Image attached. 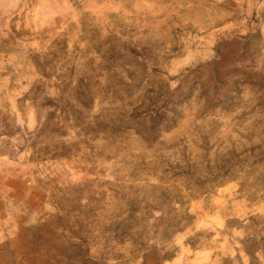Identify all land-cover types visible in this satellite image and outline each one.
Instances as JSON below:
<instances>
[{"label": "rangeland", "instance_id": "rangeland-1", "mask_svg": "<svg viewBox=\"0 0 264 264\" xmlns=\"http://www.w3.org/2000/svg\"><path fill=\"white\" fill-rule=\"evenodd\" d=\"M0 264H264V0H0Z\"/></svg>", "mask_w": 264, "mask_h": 264}]
</instances>
